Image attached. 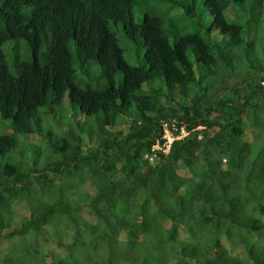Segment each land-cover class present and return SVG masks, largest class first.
Instances as JSON below:
<instances>
[{
	"label": "trees",
	"instance_id": "1",
	"mask_svg": "<svg viewBox=\"0 0 264 264\" xmlns=\"http://www.w3.org/2000/svg\"><path fill=\"white\" fill-rule=\"evenodd\" d=\"M203 4L0 0V264H264V0Z\"/></svg>",
	"mask_w": 264,
	"mask_h": 264
},
{
	"label": "rangeland",
	"instance_id": "2",
	"mask_svg": "<svg viewBox=\"0 0 264 264\" xmlns=\"http://www.w3.org/2000/svg\"><path fill=\"white\" fill-rule=\"evenodd\" d=\"M168 1V0H167ZM179 0H176V2H178ZM204 0H195L196 5H197V9L198 12L200 13V17L202 19V22L205 26V28H208L210 26V22H211V17L208 15L207 10L204 7L203 4ZM159 8L160 6H164V4L158 5ZM134 15L136 16L137 20L140 17L139 12L137 11L136 8H134ZM113 31L116 33L117 39L119 40V46L123 49L124 51V59L125 61L131 65V66H142L143 65V54H144V50L143 49H134L124 38L123 33L121 31L120 27H114L112 28ZM257 46L259 47V50L257 51V59L259 61L258 64H254L256 69H258V74L259 75H263L264 74V60L263 57H261L262 52H264V39L260 40L259 42H257ZM11 49L8 47L6 49L7 52H9ZM71 51L74 52V48H71ZM263 65V67H262ZM99 71L100 68L99 66H96ZM261 71H260V70ZM67 98L65 97V100ZM62 109L65 111V108L62 107ZM59 109H56V111H58ZM64 115H66V113H63ZM58 116H60V114L57 113ZM50 119V123H56V119L53 116H49ZM58 119V118H57ZM65 120L72 126L78 127L79 124L84 125L87 122L89 123L84 129V131L81 132L82 135L84 136H89V134L86 132L87 130H89L91 127L94 128L93 126L96 124L95 121H87V119H85L79 112L75 113L72 109H67V115L65 117ZM126 118L123 117L122 119H119V123L117 124L118 126H122L120 127L121 129L126 130L127 129V123H126ZM48 124V122H46ZM10 122H4L0 120V134H4V131H8L10 130ZM6 133V132H5ZM248 138V136H247ZM249 139V138H248ZM18 146H19V142H18ZM8 157L5 156L3 158H0V160L2 162H8ZM69 192V191H68ZM262 240V238L260 239ZM236 249L232 250L235 251ZM239 250V249H238Z\"/></svg>",
	"mask_w": 264,
	"mask_h": 264
},
{
	"label": "clouds",
	"instance_id": "3",
	"mask_svg": "<svg viewBox=\"0 0 264 264\" xmlns=\"http://www.w3.org/2000/svg\"><path fill=\"white\" fill-rule=\"evenodd\" d=\"M162 124H163V131H162V135H161V139H163V134H164V124H168V122L167 121H162L161 122ZM171 124H174L175 126H176V121H171L168 125H171ZM199 129H201L202 127H198ZM188 134H189V130H186L185 129V124H182L181 125V129H180V131H179V133H178V135H176V136H179V138L178 139H182V138H185L186 136H188ZM160 139V140H161ZM160 140H157L153 145H152V147H151V149H150V152L152 153V154H149V153H145L144 155H143V158H144V160H146L149 164H151V165H153L154 163H155V151L156 150H158V151H163L162 149H153V147L154 146H156V145H158V146H160V147H163V145L161 146V144H160ZM164 140V139H163ZM172 144V143H171ZM171 147V146H170ZM170 149V148H169ZM169 149H168V151H169ZM168 151H166V152H164V153H167Z\"/></svg>",
	"mask_w": 264,
	"mask_h": 264
},
{
	"label": "built area",
	"instance_id": "4",
	"mask_svg": "<svg viewBox=\"0 0 264 264\" xmlns=\"http://www.w3.org/2000/svg\"><path fill=\"white\" fill-rule=\"evenodd\" d=\"M175 128L176 126L174 124L171 125L164 124V134H163L164 148L156 145L153 147V149H162L164 152L168 151L173 140L179 138V136L173 135V132H176Z\"/></svg>",
	"mask_w": 264,
	"mask_h": 264
}]
</instances>
